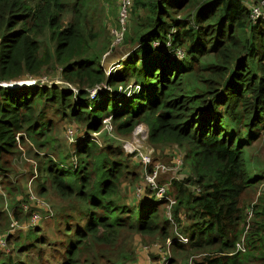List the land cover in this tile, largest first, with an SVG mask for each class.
<instances>
[{
    "label": "trees",
    "instance_id": "trees-1",
    "mask_svg": "<svg viewBox=\"0 0 264 264\" xmlns=\"http://www.w3.org/2000/svg\"><path fill=\"white\" fill-rule=\"evenodd\" d=\"M86 5L87 0H0V82L36 77L55 63L62 78L80 86L75 93L38 84L0 85L3 187L14 196L21 192V200L27 201L31 190L27 186L26 191L23 181H28L18 177L28 174V179L42 182L35 184L38 196L53 192L58 200L54 210L40 208L36 225L7 232V247L0 244V264H126L124 260H138V238L153 243L171 237L165 200L150 196L151 189L145 188L136 205L121 204L126 181L143 183L141 157L127 152L121 141L141 123L148 127V142L156 154L176 144L185 150L189 164L185 175L170 180L168 194L177 201L174 218L189 237L187 243L172 244L171 264H187L184 252L194 256L193 264H264V199L257 198L250 214L245 198L250 185L261 179L250 176L246 153L264 135V20L254 21L244 0H132L133 26L128 34V16L124 40L128 36L138 47L120 69L107 74L101 66L103 52H93L92 35L85 33ZM45 33L51 47L42 52ZM157 39H170L184 57L155 54ZM163 59L183 65L174 67L161 63ZM104 83L110 89L92 99L89 90ZM108 118L116 135L111 140L118 145L95 149L98 144L91 135L104 131ZM226 119L230 126L241 119L247 137L226 129ZM66 121L88 133L77 150L78 163L62 150L56 159L49 156ZM26 151L38 159L36 171L29 162L17 171V159H25ZM156 154L150 170L159 161ZM133 156L141 170L132 169ZM165 175L159 183L170 179ZM14 198L10 208L27 225L37 206L24 211L21 200ZM9 217L3 202L0 234L10 229ZM51 217L54 227L47 225ZM55 229L57 237L52 238L49 231ZM242 238L245 251L237 249ZM24 240H31L29 247L23 246ZM52 240L55 245L47 252ZM33 247L35 255L14 259L15 249ZM151 251L154 260L161 257Z\"/></svg>",
    "mask_w": 264,
    "mask_h": 264
},
{
    "label": "rangeland",
    "instance_id": "rangeland-1",
    "mask_svg": "<svg viewBox=\"0 0 264 264\" xmlns=\"http://www.w3.org/2000/svg\"><path fill=\"white\" fill-rule=\"evenodd\" d=\"M119 1L120 0H87V5L85 7V14H86L85 15V17H86L85 33H86V36L92 35V38H90V39L92 41V46H93L92 49L94 50L93 51L94 53H96L97 51L103 52L102 57H101V66H103V68L106 70V72L108 71L109 73L114 71V69H113L114 67L117 68L116 70L120 69L123 66V63L127 60L130 53H132V51L134 49H137V47H138V45L136 43H132L130 41V38L128 36H127L126 40L123 39L122 42H120L118 44H113V41H112L113 33L112 32L115 30V26H116L117 21L119 19V13H120ZM255 1L256 0H244V2H246V4L250 7L253 5V2H255ZM118 11H119V13H118ZM71 16H72V13L71 12L68 13V17H71ZM68 17H65V19H64L65 23L69 20ZM129 19H131V20L129 21L130 26H129L128 34H130V29H132V26H133L132 16L130 18V13H129ZM48 36H49V33H45L44 36H42L40 39L41 45H42V52L45 49H48L51 47V43L48 40ZM109 53H111V54H109ZM166 59H168V58H166ZM166 59H163L161 61V63H167V64L172 65L174 67H182V65H183V61L170 60V59L166 60ZM38 76L40 78L47 76V77L52 78V79H58V78H60L59 76H61L60 67L56 66L55 63H50L49 65H46L42 69L41 73L38 74ZM27 80H29V79H27ZM24 81H26V80L19 81V83L15 84V85H19V84H21V82L24 83ZM26 83H28V82H26ZM132 85H135V82ZM241 122H242V120L238 119L235 124L231 123V126H230L227 119H226V121H225L226 129H228L229 131L235 129L237 132H239L240 138H246L247 137V131L245 129H242ZM111 124H112V121H111ZM73 126H74V123L72 121H66L61 125V128H60V130L57 131V135H56L57 141L55 142V144L57 147L51 146V148H50L51 153H49L50 157H53L56 159L57 153L62 150L63 152H66V154H64V156L67 157V155H68V159H70L71 161H74V162L77 161V163H78L77 150L79 149V146H81L83 144L84 139L89 138V137L87 136V134H88L87 132L83 131V129L78 130V128H77L76 137L74 139H71L66 134V131H67L68 127H73ZM144 126L148 130V127L145 124H144ZM105 127H106V125L104 123V127L102 128V130H104V131L92 133L93 135H91L94 137V141H96L98 144V147H96L95 149H99V150L102 148L106 149L109 146L115 147L116 145H118L117 143L114 144V142L111 140L112 134L114 133V126L112 125V127H113L112 129H110L109 127H106V130H105ZM79 128H80V126H79ZM81 128H83V127H81ZM113 135H115V134H113ZM142 136H141V139H139L138 136H136V134L134 135L132 133V135L130 137H123L122 139L125 140L126 145L132 143V144H134L133 146L136 147L137 151L142 152L144 154L146 152H151L152 147H153L154 148L153 156H154V154H156V152H157L155 149V146L149 144L148 138L147 139H146V137L142 138ZM163 148L165 149L164 150L165 153L156 154L157 156H159V158H158L159 161L169 163L170 160L174 157V155H175V157L181 156L183 158L184 165L179 172V177H181L182 174L185 175L187 173L186 171L189 170V164H187V161L185 159V155H186L185 150L181 149L180 146H178L176 144L165 145ZM40 150H47V149L46 148L39 149V152H40L39 154L41 156L42 154H41ZM159 150L161 152L162 149L160 148ZM24 156H25V159L24 158H21V159L18 158L17 159V165H18V167L16 166L17 171L20 172L21 170H25V168H24L25 162H29V163L33 164V169H34V171H36V169L38 168V165H39L38 159H36V157L33 155V153L29 154L27 152L24 154ZM133 158H135V157L133 156V157L129 158V160L132 162V169L137 170V171L141 170L140 165ZM246 161H247V166H248L249 171H250V173H249L250 176L252 178H257V177L261 178L260 181L254 182L250 185V187L248 188V193L245 195V198L249 201V202H247V205H246L247 208L246 209H247L248 213H251V210L253 209L252 208L253 204L256 202V200L258 198V192L262 188V186H263L262 184L264 182V135L260 136L258 139L255 140V142L253 144H251L247 147ZM66 165H69V167H71L70 166L71 164L68 162V160H67ZM165 174H166L165 175L166 179L168 177L170 178V175H171L170 173H165ZM18 178L21 179L22 181L26 178V180L28 181L27 184L25 181H23V185L26 186V191L28 190L27 186H29V188L31 190L29 198L27 199V201L21 200L22 196H23V195H21L22 194L21 192H17V193L15 192V196H14V195H11L9 193V191L3 187L5 196L0 198V206L3 205V202L5 203V206L7 208V212L10 214V216L12 218V220H11V218L9 217L10 218L9 223L13 222V221H17L18 222L17 229L23 228L26 231L27 228L30 227L29 223L32 221V218L34 216L39 215L40 217L33 225H36L39 222V220L41 218V211L40 210L42 208H45L46 210H54V206H55L54 204L58 200L56 199L57 197L54 196L53 192L51 193L52 195H49L46 198L44 196L43 197L38 196L35 193V184H38L39 181L32 180L33 178L28 179V174H27V176L25 174H23V175L19 176ZM21 180H19V181H21ZM138 181L131 182V178L129 179V181H126L127 183L124 184V187L122 189V195H121L122 202H121V204L129 205V206L136 205L135 199H133L132 191H130V188H131L130 186H132V184H134L133 186L135 187V185L138 184V183H136ZM168 181L169 180H166L164 182H168ZM41 183L42 182H40L39 184H41ZM125 185L127 186L126 188H125ZM13 197L21 200L19 207L23 208L24 211H27L29 205H36L37 206V208L33 211V214L27 219V222H28L27 225L24 223H21V221H19L16 218L15 213L12 211L13 208H10L11 200H13ZM15 198H14V202L17 201V199H15ZM4 219L5 218L3 217L2 221H4ZM48 219L49 220L51 219V220L49 222H47V225H51L52 227H54V220L52 219V217L48 218ZM65 219L69 220V217H66ZM7 228L8 227H6V229H4L2 231V233L0 234V244L5 248L7 247V244H6L7 241L6 240L3 241L2 239L6 238V236H7V232L9 230ZM9 228L11 229V225ZM46 228L51 230L49 228V226H47ZM53 231L55 233L52 231H49V233H50L49 236H51V237H52V235L56 236V234L58 232L56 231V229ZM56 237H52V238H56ZM1 242H4L5 244H3ZM22 243H23V246L25 248H27L30 246V244L32 242L30 240L27 243V240L26 241L24 240ZM144 243L149 244L152 242L149 241V242H144ZM54 245H55V243L52 240L50 242V244H48L49 247L46 249V251L48 252V250H50L51 246H54ZM29 253L32 255H35L34 247L32 249H28L27 251L25 249L23 250L21 248L15 249L13 251V257L15 260L25 259L27 257V254H29ZM181 255L180 256L185 260V263H186V261L188 262V260L191 256V253L190 252H188V253L184 252L183 254L181 253ZM200 259H201L200 257L196 258V260H200ZM124 263L136 264L137 259H135L134 261H132L131 259H127L126 261L124 260ZM118 264H123V263L118 261ZM249 264H257V262L252 260Z\"/></svg>",
    "mask_w": 264,
    "mask_h": 264
},
{
    "label": "built area",
    "instance_id": "built-area-1",
    "mask_svg": "<svg viewBox=\"0 0 264 264\" xmlns=\"http://www.w3.org/2000/svg\"><path fill=\"white\" fill-rule=\"evenodd\" d=\"M132 5V0H120V13H119V25L115 27V30L112 32L113 33V44H118L123 41L125 31L127 28V21H128V16H129V9L130 6ZM251 18L256 21L257 19L261 18L264 20V0H259L257 3L253 4L251 7ZM153 47H154V52L155 54H166V53H171L173 57L181 59L184 57L185 53L182 48L180 47H174L172 44V41L170 39L162 41L160 39H157L153 41ZM115 70L117 68H113ZM111 73V72H110ZM107 71V74H110ZM60 78L58 79H52L47 76L40 78L39 76H31L28 79L21 84H27V85H35L38 84L40 86H49V87H59V88H64V89H69L74 91L75 93L79 92L80 86L76 83H71L67 81L66 79L62 78V76H59ZM22 81V80H19ZM18 80H13L9 82H0V85H9V86H14L15 84L19 83ZM28 82V83H26ZM104 88L110 89V86H108L106 83L103 85H96L95 87L91 88L90 91V97L94 99L98 94L99 91H102ZM106 127H109L112 129V124L108 119L104 120ZM105 127V130H106ZM108 128V129H109ZM66 134L71 138L74 139L77 135V129L74 127H68ZM133 134L138 136V138L141 139L143 137L148 138V130L144 126L143 123L138 124L134 131ZM136 139V138H135ZM121 141L123 143V146L127 152L130 154H137L141 157V161L144 163V172H143V183L138 184L134 187V192L138 199H142L143 197V192L145 188H149L153 191V193L150 196H153L156 200L162 201L165 200V208H164V214L166 219L172 224L173 226V235L171 237H168L164 242L162 241H155L153 243H149L145 245V250L148 252H152L151 250L153 249L159 255L161 256L158 260H154L149 254V262L148 264H171L172 260V251H171V246L174 242H181V243H187L189 241V237L180 232L179 228L177 226V223L174 218V206L176 205V199L168 194L169 189H170V180L173 179L174 177L180 178L179 177V172L182 169L184 165L183 158L181 156L174 157L170 160V162H162V161H157L154 162L153 168L150 170L148 168L149 164L153 162V152L154 148L152 147L151 152H146L145 154L142 152H139L136 150V147L133 146L134 144L130 143L126 145V142L124 139L121 138ZM128 143V142H127ZM165 173H170V179L168 182L164 183H159V177L161 174ZM2 175L0 173V196H5L4 195V189L2 186ZM262 188L258 192V197H262L264 199V182L262 184ZM149 196V197H150ZM257 201V200H256ZM253 208V207H252ZM253 210V209H252ZM251 210V212H252ZM251 214V213H250ZM39 215H36L32 218V221L29 223V225H33L38 219ZM11 229L8 231L10 232L11 230H14L18 226L17 221L11 222ZM3 241L6 240V238L2 239ZM5 244L4 242H1ZM237 249H240L242 251L246 250V247L244 245V239L242 238L240 242L237 243ZM193 258L194 256H190L188 263L187 264H193Z\"/></svg>",
    "mask_w": 264,
    "mask_h": 264
},
{
    "label": "crops",
    "instance_id": "crops-1",
    "mask_svg": "<svg viewBox=\"0 0 264 264\" xmlns=\"http://www.w3.org/2000/svg\"><path fill=\"white\" fill-rule=\"evenodd\" d=\"M130 191H132V194H133V199H135V203L137 202L138 197L136 196L135 192H134V189H131L130 188ZM148 244V243H144L141 238H138L137 242H136V245H137V253H138V260H137V263L136 264H140L141 262L143 264H148L149 262V254L150 252H148L147 250H145V245ZM145 254L147 256V259H142L141 258V255L142 254ZM144 260V261H143Z\"/></svg>",
    "mask_w": 264,
    "mask_h": 264
},
{
    "label": "bare ground",
    "instance_id": "bare-ground-1",
    "mask_svg": "<svg viewBox=\"0 0 264 264\" xmlns=\"http://www.w3.org/2000/svg\"><path fill=\"white\" fill-rule=\"evenodd\" d=\"M109 54H111V53H109ZM109 54H108V55H109ZM108 55H107V56H108ZM139 139H140V138H139Z\"/></svg>",
    "mask_w": 264,
    "mask_h": 264
}]
</instances>
